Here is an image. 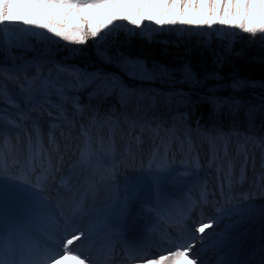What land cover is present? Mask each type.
<instances>
[{"label":"snow or ice","instance_id":"snow-or-ice-1","mask_svg":"<svg viewBox=\"0 0 264 264\" xmlns=\"http://www.w3.org/2000/svg\"><path fill=\"white\" fill-rule=\"evenodd\" d=\"M122 25L131 26L127 29L129 36L146 38H151V30L146 26H154L155 30L181 28L190 34L205 36L220 29H234L250 37L259 35L264 39V0H0V46L6 48L24 46L27 37L41 36L63 41L67 45L83 46L90 40H104ZM13 26L16 31L11 30ZM119 66L130 79L138 80L152 81L158 75L171 77L172 72L163 66L149 69L142 60L129 57L122 58ZM34 67L36 71L31 76L22 66L0 67V103L17 111L14 127L19 129L27 121L31 129L26 146L18 152L15 144L8 146L7 133L0 128V264H94L93 258L83 248L90 233L87 228L77 226L80 218H74L76 209L73 215L67 217L63 213L57 214L50 207L44 192L40 191L41 188H59L61 185L64 186L63 191L69 190L67 177L59 175L64 156L60 138L55 133L60 129V137L67 140V134L62 129L72 126L67 115L69 105L75 114L82 115L84 112L78 96L70 93L77 91L84 82L94 84L95 94L109 96L117 93L125 109L129 105L145 102L150 107L158 102L168 105L173 102V96L179 98L175 103L180 105L186 102L185 93L182 90L161 93L159 90L137 89L125 85L115 74L81 72L59 64L54 68L56 75L52 71L47 74L42 72L43 64L40 62H36ZM180 73L178 82L200 83L190 65L186 64ZM61 74L70 79H61ZM206 78L217 77L213 73ZM6 81L17 85L15 96L9 92ZM241 83L234 81L232 87L238 88ZM210 99L218 107L228 105L230 110L239 107L238 102L228 98ZM45 114L49 117L46 144L41 130V118ZM185 119L186 113H177L175 123L170 128H164L155 117L147 120L139 108H134L131 114L127 111L104 117L93 114L86 123L80 124L79 134L84 142L78 147L79 156L73 167L86 168L91 177L98 179L87 182L82 194L79 190L73 192V198L79 196V200L75 201L77 206L96 184L112 179L114 171L102 167L101 160L103 158L106 163V157L116 150L117 130L127 129L131 140L125 151L129 154L144 148L143 135L149 133L148 163L144 173L149 185L143 196H150L152 207H156L155 201L163 194L169 172L166 161L174 151L188 156L183 169L185 175H194L200 167L193 130L185 128L178 134V124ZM0 123H3V109H0ZM104 127L108 128V133L100 135ZM196 131L199 133V125ZM201 139L208 144L207 163L221 173L222 186L231 187L239 157L243 156L239 169L241 178L250 162L255 167L246 148V139L243 143L237 142L234 154L229 152L226 133H204ZM105 144L109 145V152L104 151ZM64 147L67 148L66 142ZM260 168L259 179L264 181V157L261 158ZM125 187H128L127 180ZM60 195L61 192L57 191L58 198ZM140 195L141 186L133 185L132 191L126 192L123 197L124 202L117 205V216L122 217L126 213L127 202ZM210 195L205 189L198 200L180 209L176 216L179 235L175 241H168L171 248L160 252L131 246L125 254V264H207L197 250L198 241L201 250L206 247L207 241L208 246L218 251L216 264H235L228 259L227 245L236 222L219 230L220 222L225 216L241 215L248 209L223 210L217 206L215 214L206 219L201 209L198 218L193 220L192 214L200 205L211 203L208 199ZM148 202L145 199V203ZM173 203L170 201L165 206L171 207ZM42 216H57L55 238L47 232L37 234L30 227ZM112 226L122 227V218L112 221Z\"/></svg>","mask_w":264,"mask_h":264},{"label":"rangeland","instance_id":"rangeland-1","mask_svg":"<svg viewBox=\"0 0 264 264\" xmlns=\"http://www.w3.org/2000/svg\"><path fill=\"white\" fill-rule=\"evenodd\" d=\"M130 27H131L130 25H122L119 28H123L127 30ZM146 29L151 30V37H154L158 34L169 35L175 33L178 36L190 34L186 29H181V28L165 29L161 31V30H155L154 26H146ZM11 30L16 31L17 29L15 26H13ZM139 31L140 30H137V32ZM204 31H210V30H204ZM242 34H246V33H239L237 30L234 29H220L218 32L213 31L210 36L197 35V34H190V35H196V38L200 37L209 40L213 38H233L235 36ZM26 40L27 43L24 46H20V47L6 48L0 46V58L2 60L4 59L7 60L9 63L8 64L9 66H0V67L11 68L14 65L22 66L27 70L26 74L28 76H31L36 71L34 65L36 64V62H40L41 64H43V67L41 68L42 72L47 74L49 71H52L53 75H56L54 68L57 64L64 65L68 68L77 69V67L74 66L73 62L75 60L79 62V60H82L83 58L86 57L83 54V48H84L83 46L67 45L63 41H57L54 38H46L45 36L27 37ZM106 41H107V37L104 40H98V45L100 44L99 46L100 50L97 53L100 55V58H102L103 61L112 63L120 68L119 66L120 60L128 56L123 55L120 52H118L119 54L115 56H111L108 53V51L104 49V47H101V46H107ZM25 54H31L30 57L27 58V63L14 64L17 63L19 59H21V57H23ZM237 54H239V52H237ZM261 58L262 57L254 56L252 60L253 61L255 60L256 62H261L263 61V60H259ZM46 60H50V62L44 63V61ZM56 60L60 61L61 63H57ZM69 60H73V62H70ZM148 68L151 69L153 67H148ZM79 70L87 73L115 74L116 76L120 77L118 75V72L115 71L114 69H106L99 67V68H94V70H90V69L87 70L85 68L83 69L81 68ZM117 70H119L125 75V73L121 70V68ZM158 76L161 77L163 75H158ZM61 79L68 80L70 79V77H68L65 74H61ZM171 79L173 78L170 77L168 81H164V80L161 81L168 83V85H171L167 89L166 93H173L177 90H182L183 92L185 91L184 88L180 86H174L170 84L169 80ZM258 82L259 81L257 80L250 81L249 85L256 87V84H260ZM6 83L9 92L15 96L18 93L17 85L11 81H6ZM242 86L243 83H241L240 87ZM94 87H95L94 84H89L87 82H84L83 86L80 87L77 91L70 93L71 95L78 96L79 102L81 106L84 108V112L82 115L75 114L71 106L69 105L67 115L69 120L72 121V126L71 127L65 126L62 130L67 134V137L68 136L77 137V139L79 140L78 145L80 146L81 143L84 142V138L81 137L79 134L80 124L86 123L93 114L97 113L96 108L100 98L101 99L107 98L113 100L114 103L120 104L117 93H113L112 95L109 96L98 95L94 93L93 91ZM255 93L257 94V91H255ZM17 99H19V96H17ZM177 99L179 98L172 97L173 102L170 104L178 105L175 103ZM239 102L249 103L251 106H254V104H258L260 102L264 103V99L263 97L260 96L259 98L256 99H250L248 102L238 101V103ZM160 104L162 107L167 106L164 103L158 102L154 107H150L147 104V102H145L139 105L133 104L132 107L139 108L140 113L144 115L145 119L152 120L153 117L150 118L148 113L153 111ZM185 104H188V100L185 103L178 105V106H183V110H179L175 112L172 115V119L174 120V122H172V124L168 127L163 126L164 128H170L175 123V117L177 116V113H186V119L178 124V129H179L178 134L182 133L185 128L190 127V125L188 124L189 114L188 111L184 109V107H186L184 106ZM0 109H3V123H0V128L6 131L7 141L10 142L14 141V138L20 135H22L23 137L27 135L28 138L31 133L30 122L26 121L23 126L17 129L16 127H14V122L17 118V111L3 103H0ZM32 115L35 116L36 113H32ZM155 118L156 120L158 119L157 117ZM48 120L49 117L46 114L41 118V129L43 133L44 131L48 132ZM198 120L199 119L196 120V125H199V133L196 131L197 126L194 128L191 127L190 128L193 130L192 136L196 144V151L199 152L200 167L195 172L194 175H185L183 173V169L186 166L185 161L188 160V156L186 155V153H182L181 151H174L173 154L166 161L169 172H168V176L166 177L163 194L155 201V204L157 205L156 207H152V201L150 196L149 197L143 196V192L148 189V185H149L148 178L144 174L145 171L147 170V163H148L147 150L149 143L148 141L149 133L145 132L143 135V139L145 140L144 148L129 154L127 151H125V146L131 140V136L128 134L127 129L117 130L115 134L116 150L110 152V154L106 157V161H107L106 163L103 158L101 160L102 167H106L114 171V175L112 179L108 180L107 182L96 184L94 189L86 197V199L83 200V202L79 204V206H77L79 209H77V207L75 206L77 204L74 202L73 205L68 207L69 211H66L65 214L63 213L64 216L67 217L71 215V213L73 215V210L76 209L74 218L75 216L81 218L77 226L80 228H87L90 235L96 239L97 243L107 244V247L105 249L106 252L105 250L104 252L102 251L100 252V250L94 248V246L90 245L89 243H87V245L85 244L84 245L85 247L83 246L84 250L90 256L92 255L91 257L93 258L94 264H125V262L120 259L119 254L114 255V250L116 247L111 244V239H112L111 233H120L122 231V227L126 228L129 227V225H131L132 227H135L137 229L136 233H138V235H140V233L143 234L148 227L153 226L154 221L158 218L161 212L164 211V209L166 210V208H168L165 206L166 204H168V202L170 201L174 202L176 199L182 197L185 193L192 192V190L201 182V180L204 177H209V174L211 173L210 178L214 177L216 174L223 180L220 171H218L215 166H211L207 163L208 144L206 142H203L201 139V135L204 133H220V132H210L201 129V125L198 124ZM60 131H61L60 129L56 131L55 135L57 134V137L60 136ZM107 133H108V128L104 127L100 135H107ZM93 135H96V133H93ZM181 138L183 137L181 136ZM245 139H246V148L248 150V154L254 160L255 167L253 168V164L250 162L247 168L244 170L243 178H241L239 175V169L241 164H243V156L239 157L235 169L236 175L233 177L232 180V184L233 182L235 183L236 189L235 188L234 189L228 188L229 190L226 189L223 195L221 196L216 195L215 203L208 204L207 206L208 208L207 214L209 216L215 214V208L217 207V205L218 207L220 206L222 207V205L225 204L224 207L222 208L223 210H231L234 208L248 209L247 211H244L241 215L232 214L230 216H225L222 218L220 222L219 230H223L224 226L227 224H232L233 222H236L230 232V236L235 239L233 240V243H228L227 245V250L229 251V255H228L229 260H231L233 256L237 254L240 248H245L246 246L247 249H251L253 247L264 245V181H261L259 179L261 173L260 162H261V158L264 157V140L263 139L255 140V138L251 135L244 136V138H242V136L240 137L236 134H230L228 135L229 152L234 154L236 152L237 142L240 141L243 143ZM176 143L178 144L179 141H177ZM6 150L7 148H5V151ZM109 150H110L109 145L105 144L104 151L109 152ZM77 153L79 154L78 149L73 148L72 156L77 155ZM64 161L66 162L65 159ZM75 169H76L75 171L76 175L74 178L76 179L75 181L77 184L73 186L75 188L74 191L79 190V193L82 194L84 188L87 186V182H91L93 179H98V177L96 178L91 177L89 171L86 168L82 169L81 174H80V167H75ZM126 180L128 182L127 188L125 187ZM136 184H139L141 186V195L131 198L127 202L126 213L123 214L122 217H118L117 205L119 203L124 202L123 197L125 196L126 192L132 191V186ZM41 189L40 191H43L47 199L50 201V207L52 208L53 212L57 214L61 213L60 207L62 206L60 204L64 203L63 205L66 206L68 204V197L63 196L61 193L60 197L58 198L57 191L55 189L51 190V192H47V188L46 189L41 188ZM242 190L245 191V193L242 194L241 197L240 195L238 197L236 195H233L241 192ZM232 195L234 197H231ZM145 199H147L149 202L145 203ZM77 200H79V196L75 197V201ZM159 206L160 207L162 206L161 211L158 210L157 212V210L156 211L152 210L154 208L155 209L159 208ZM201 209L203 211L202 206H199L195 213L199 215ZM208 215L206 216V218L209 217ZM119 218H122V227L120 228L113 227L112 221ZM192 218L195 219L194 216H192ZM56 220H57V216H42L39 217L34 223H32L30 227L32 228V230L36 231L37 234H43L44 232H47L53 235V233L55 232L54 222ZM133 222L135 223V225ZM161 232L162 231L160 230H155L154 233L151 232L147 233L148 235H151L153 237L152 239L153 243L149 244V248L153 251H159V250L160 252L167 251L169 248L172 247V245L169 244L168 241L169 240L175 241L178 236L177 234L175 235L174 233L168 234V232L166 233V231L162 233ZM235 235L237 236L234 237ZM244 244L245 246H243ZM88 247L89 248L92 247L91 249L93 250L89 249ZM107 252L111 253V255L114 256L108 257L107 256L108 254H106ZM218 256L219 253H217V255H208L206 257L203 256L201 258L206 260L208 259L210 260V262H216Z\"/></svg>","mask_w":264,"mask_h":264},{"label":"trees","instance_id":"trees-1","mask_svg":"<svg viewBox=\"0 0 264 264\" xmlns=\"http://www.w3.org/2000/svg\"><path fill=\"white\" fill-rule=\"evenodd\" d=\"M106 43L107 46L101 47H104L111 56L120 52L128 57L142 60L147 67L163 66L172 70L171 77L173 79L169 80V83L184 88V99L188 100L184 109L188 111V124L192 128L195 126L196 120L199 119L198 124L205 131L222 130L226 133L239 131L264 138V103L260 102L251 106L249 103L239 102L238 109L230 110L228 105L217 107L210 99L211 97L228 98L236 102H248L250 99L260 96L264 99V40L259 35L250 37L248 34H242L233 38L207 40L196 38V35L178 36L172 33L145 38L141 35L129 36L127 30L118 28L114 34L107 37ZM99 46L98 41L90 40L87 45H83V54L86 57L79 62L76 60L74 62L89 69L99 67L114 69L122 75L128 86L137 89H154L166 93L171 86L166 82H161L168 81L169 76H158L152 81L130 79L117 70L120 69L118 66L100 58L97 53L100 50ZM30 55L25 54L14 64L27 63V58ZM254 56L262 57L259 60L263 61H253ZM69 61L73 62V60ZM8 64L7 60L0 58V66H9ZM186 64L191 66L200 83L190 85L178 82L181 77L180 69ZM213 73L217 78H206ZM249 80H257L260 84L253 87L249 85ZM234 81H241L243 86L232 88ZM112 102L110 99L101 100L100 109L107 113L119 109L116 114L120 115V109L125 110V108H120L118 105L113 106ZM132 106L129 105L126 110L132 112L133 109L130 108ZM179 110H183V106L170 104L162 107L160 104L153 110L155 112L151 111V113L158 116L164 125L170 126L172 115Z\"/></svg>","mask_w":264,"mask_h":264},{"label":"bare ground","instance_id":"bare-ground-1","mask_svg":"<svg viewBox=\"0 0 264 264\" xmlns=\"http://www.w3.org/2000/svg\"><path fill=\"white\" fill-rule=\"evenodd\" d=\"M44 134H45V144H46L47 132L44 131ZM56 136H57V134H56ZM58 137L61 138L60 139V141H61V151H62V154L64 156V159L66 160V162L64 161V164H63V166L61 168V171H60L59 175L62 176V177H67L66 183L68 185L69 190L68 191H63V189H64L63 185H61L59 188H54V187L49 186L47 188V192H51V190L55 189L56 191H60L63 196H67L68 197V204L66 203L67 204L66 206L63 205L64 203L60 204L62 206V207H60L61 208V213L65 214L66 211H69L68 207L73 205L74 202H75V198H73V196H71L73 194V192H76V191H74L75 188L73 186L77 184L76 181H75L76 179L74 178L75 175H76V173H75L76 169H75V167H73V163L77 161L79 154L77 153V155L72 156V149L73 148L78 149V147H80V145H78L79 140L77 139V137L68 136L69 138L67 137L66 141H65L64 138H62L60 136H58ZM27 139H28L27 135L24 136V137L22 135H20L18 137H15L14 141H11V142L8 141V146H10L12 144H15L17 151L18 152H22V150L26 146ZM65 142L67 143V148L64 147ZM82 169H83V167H80V174H81ZM83 172H84V170H83ZM210 175H211V173L209 174V177H204L201 180V182L192 190V192L185 193L171 207H169L168 210H164L163 212H161V214L158 216V218L154 221L153 226L148 227L143 234L140 233V235H138V233H136L137 229L135 227H132L131 225H129V227H126V228L122 227V231L120 233H111V235H112L111 244L116 247L115 250H114V255L119 254V252H121L125 248L129 249L131 246L140 247V248H144V249H150L149 248V244L153 243V240H152L153 237L151 235H148L147 234L148 232L149 233L150 232L154 233L155 230L163 231L165 228L168 229V226L171 225V224H173L178 229L177 223H176V216L179 214L180 209L187 207L190 202L198 200L201 197V195H202V193L204 192L205 189L207 190L208 193H211V195L208 197V199L211 201V203H214L215 200H216V195H220V196L223 195L225 193V190H226L227 186H222V179L219 176H217L216 174L212 178H210L211 177ZM214 188H215V190H214ZM230 188H233V189L235 188V183L234 182H233V184H231ZM236 192H237V190H236ZM243 193H245V192L244 191L241 192L240 195H242ZM230 194H232V193H230ZM231 197H234V196L232 195ZM219 199H220V197H219ZM56 202H58V201H56ZM75 206L77 207V205H75ZM73 208H75V207H73ZM77 209H79V208L77 207ZM205 211L206 210H204L203 215L206 214ZM71 215H72V213H71ZM77 215H79V214H77ZM80 219H79V221H80ZM165 221H167L166 224H165ZM134 225H135V223H134ZM170 231H171V233H178L179 234V229L176 230V229H173V227H171ZM236 236L237 235H235L234 237H236ZM53 237L55 238V232L53 233ZM234 239L235 238L231 237V242L229 240L228 243H233ZM87 243H89L90 245L94 246V248L100 250V252L101 251L104 252V250L107 247V244H104V243L99 244V243H97L96 239L93 238V236H91V235L89 237V240L86 242V245H87ZM205 244H206V247L201 250L200 242H197V250L200 251L201 257H203V256L206 257L208 255H217L218 251L216 249L212 248L211 246H208V242H205ZM245 244L243 246H245ZM91 248H89V249H91ZM96 249H95V251H96ZM91 250H93V249H91ZM105 252H106V250H105ZM239 252L240 253L237 255L235 264H241V261L243 259L240 258V257L245 255V254H249V249H247L246 246H245V248H240ZM106 254H108L107 255L108 257L109 256H111V257L114 256V255H111V253H109V252H107ZM258 254H260V256H261L260 260H262V262L264 263V248H260ZM204 260L207 262V264H216V262H210V260H208V259H207L208 261L206 259H204ZM231 260L233 261V259H231ZM249 260H251V257H250Z\"/></svg>","mask_w":264,"mask_h":264}]
</instances>
